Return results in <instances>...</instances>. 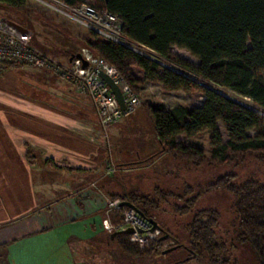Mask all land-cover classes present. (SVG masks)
Masks as SVG:
<instances>
[{
  "label": "trees",
  "instance_id": "16d2710c",
  "mask_svg": "<svg viewBox=\"0 0 264 264\" xmlns=\"http://www.w3.org/2000/svg\"><path fill=\"white\" fill-rule=\"evenodd\" d=\"M29 1L0 0V4L24 10L29 8ZM66 1L72 5L81 2ZM91 5L120 16L128 38L147 45L188 72L182 74L161 66L89 30L86 45L112 64L136 92L140 85L153 82L167 91L198 92L204 97L198 106L148 105L162 151L201 163L207 158L205 150L178 141V136L193 137L210 129L213 157L230 161L253 154L264 162V0H95ZM174 47L188 50L199 64L176 54ZM217 87L229 89L241 99H250L252 105L228 97ZM220 122L228 134L226 141ZM230 178L231 174L225 175L224 180L221 178L210 186L227 188L234 195L239 218L237 239L249 245L258 263L264 264V180L251 177L234 183ZM155 192L156 196L162 193L160 188ZM111 196L140 207L145 217L149 216V207L155 203L154 207H158L151 196H139L135 192ZM191 208L183 210L189 212ZM205 211L195 215L190 224L191 255L187 259L205 257L208 264H230L227 245L216 237L217 212L209 215ZM155 231L149 233L150 242L144 247L134 242L132 234L116 236H124L121 243L125 251L146 256L162 251L163 241L169 238L154 236Z\"/></svg>",
  "mask_w": 264,
  "mask_h": 264
},
{
  "label": "crops",
  "instance_id": "0c3cea01",
  "mask_svg": "<svg viewBox=\"0 0 264 264\" xmlns=\"http://www.w3.org/2000/svg\"><path fill=\"white\" fill-rule=\"evenodd\" d=\"M24 67L0 73V259L89 264L84 244H104V204L121 193L103 185L105 132L91 97L74 82Z\"/></svg>",
  "mask_w": 264,
  "mask_h": 264
},
{
  "label": "rangeland",
  "instance_id": "374dc122",
  "mask_svg": "<svg viewBox=\"0 0 264 264\" xmlns=\"http://www.w3.org/2000/svg\"><path fill=\"white\" fill-rule=\"evenodd\" d=\"M81 1L89 4L95 2V0ZM0 29L22 38L52 60L55 59L56 63L62 61L63 64H58L64 67L70 65L72 55L81 53L83 49H89L96 55L86 45L90 34L89 29L62 16L41 0H30L29 8L24 10L0 4ZM136 49L141 51L139 46ZM174 50L176 54L190 62L199 64V60L188 50L178 47ZM157 59L161 62V66L188 74L160 55H157ZM24 69L29 70V73L46 72L25 67ZM213 87L216 86L213 85ZM217 88L228 97L241 100L245 105H252V101L248 98L241 99L229 89ZM138 93L142 102L135 111L116 123L102 127L105 132L102 136L106 141L104 145L106 171L104 173L102 169L101 176L106 177L104 180L106 184L103 183L106 192L119 189L120 194L135 192L139 196L154 198L158 207H154L155 203L148 208V217L155 219L159 224L154 236L168 235L169 238L163 241L162 251L139 256L124 250L121 243L123 235L112 237V233H106L104 244L95 241L84 244L89 254L91 253L90 257H88L89 254L86 257L87 262L89 264H208L205 257L187 259L191 255L190 224L195 215L206 210L205 212L209 215L214 214V211L217 212L218 222L215 233L217 239L228 247L230 264H259L251 247L240 243L237 239L239 218L235 210L234 195L227 188H214L210 184L216 183L221 178L224 180L225 175L228 174H231L230 179L234 183L244 182L251 177L264 180V162L259 161L253 154L230 159V161H224L222 157H213L210 129L193 137H188L186 134L178 136L180 142L192 143L203 148L207 156L205 161L197 164L192 160L175 158L169 153L161 157L162 146L158 142L148 105L164 103L168 108H174L180 104L198 106L201 105L204 97L198 92L167 91L153 82L140 85ZM219 126L223 140L226 141L228 139L226 129L222 122ZM91 137L95 140V135ZM122 156H125V160L128 161L127 169H122V163H120ZM155 158H158L157 162H150ZM137 159L144 164L132 165ZM157 188H160L163 194L156 196ZM130 189L134 190L130 191ZM111 195L104 204V210L112 199ZM189 206L192 210L184 212L183 209ZM112 219L119 223L122 214H114ZM117 232L120 233V231ZM178 244L180 246L177 249L164 252ZM0 264H5L2 258Z\"/></svg>",
  "mask_w": 264,
  "mask_h": 264
},
{
  "label": "built area",
  "instance_id": "2783aa9c",
  "mask_svg": "<svg viewBox=\"0 0 264 264\" xmlns=\"http://www.w3.org/2000/svg\"><path fill=\"white\" fill-rule=\"evenodd\" d=\"M41 1L54 8L62 16L85 26L100 36L123 44L161 63L157 59L159 54L155 50L145 44L131 40L124 34V21L117 14L107 9H97L85 1L74 5L66 0ZM138 46L141 51L136 49ZM81 55L82 58L76 57L70 62L69 66L64 67L22 38L0 29V73L8 65L28 66L34 69L50 70L64 80L74 82L80 91L91 97L97 110L98 120L103 127L116 123L124 116L135 111L141 104L142 99L124 76L112 64L104 58L94 55L89 49H83ZM83 60L88 61V66H83ZM100 70L111 75L121 87L127 105L125 112L122 110L111 87L99 75ZM114 213L122 214L119 223L113 221ZM102 227L112 234L133 228L135 232L132 235L140 247H144L150 242L149 233L152 232V224L134 208L122 205L119 198L109 200L102 220ZM140 230H143V232H140Z\"/></svg>",
  "mask_w": 264,
  "mask_h": 264
},
{
  "label": "water",
  "instance_id": "95a60500",
  "mask_svg": "<svg viewBox=\"0 0 264 264\" xmlns=\"http://www.w3.org/2000/svg\"><path fill=\"white\" fill-rule=\"evenodd\" d=\"M75 57H77V58H82V55H81V53L74 54V55L71 56L70 61H72ZM83 62H84V63H83V66H84V67L88 66L89 63H88L87 60H83ZM180 73H181V72H180ZM182 74H183V73H182ZM99 75H100L101 78L104 79V80L108 83V85L111 87V89H112V91L114 92V94H115V96H116V98H117V100H118V102H119V104H120L122 110L125 112V110H126V106H127V105H126V102H125V96H124V94H123V92H122L121 87L116 83V81L114 80V78H113L111 75L107 74L105 71L100 70ZM122 205H124V206H128V207H131V208H134L135 210L138 211V213H139L141 216H144V217H145L144 212H143L141 209H139L135 204H133V203H131V202H129V201H123V202H122ZM146 218H147V219L149 220V222L152 224V228H151V231H152V232L155 231L157 228H159V224H158V222H157L155 219H153V218H148V217H146ZM134 232H135V230H134L133 228H128V229H126V230H122V231H120L121 234H133ZM140 232H143V230H140ZM117 233H118V232H114V233L112 234V237H115V236L117 235ZM167 237H168V235H165L164 237H162V239H165V238H167ZM179 246H180V245H178V246H174V247H172V248L167 249V250L164 251V252L166 253V252H169V251L175 250V249H177Z\"/></svg>",
  "mask_w": 264,
  "mask_h": 264
}]
</instances>
